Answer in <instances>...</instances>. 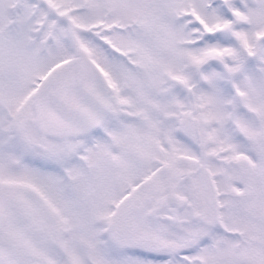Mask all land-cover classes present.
I'll list each match as a JSON object with an SVG mask.
<instances>
[{
  "label": "snow or ice",
  "instance_id": "1",
  "mask_svg": "<svg viewBox=\"0 0 264 264\" xmlns=\"http://www.w3.org/2000/svg\"><path fill=\"white\" fill-rule=\"evenodd\" d=\"M0 264H264V0H0Z\"/></svg>",
  "mask_w": 264,
  "mask_h": 264
}]
</instances>
